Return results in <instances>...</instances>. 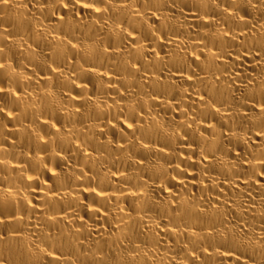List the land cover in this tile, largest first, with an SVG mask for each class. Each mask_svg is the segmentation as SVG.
<instances>
[{
	"label": "bare ground",
	"instance_id": "1",
	"mask_svg": "<svg viewBox=\"0 0 264 264\" xmlns=\"http://www.w3.org/2000/svg\"><path fill=\"white\" fill-rule=\"evenodd\" d=\"M0 264H264V0H0Z\"/></svg>",
	"mask_w": 264,
	"mask_h": 264
}]
</instances>
